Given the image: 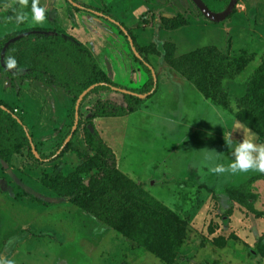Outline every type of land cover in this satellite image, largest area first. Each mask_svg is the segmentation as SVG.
<instances>
[{
    "label": "rangeland",
    "instance_id": "rangeland-1",
    "mask_svg": "<svg viewBox=\"0 0 264 264\" xmlns=\"http://www.w3.org/2000/svg\"><path fill=\"white\" fill-rule=\"evenodd\" d=\"M62 1L69 11L67 16L58 11L56 21L64 20L67 29L74 24V32L78 27L85 32L84 39L98 47L99 55L91 51L109 78L128 89L148 86V92L142 96L139 110L130 116L96 118L94 125L85 122L76 143L80 150L64 151L60 144H66L72 130L66 122L75 99L70 90L26 80L15 84L0 77V97L25 117L39 152L47 158L38 162L34 152L24 151L8 162L0 159V260L6 264H169L139 245L147 241L146 233L137 240H133L137 232L127 234L132 219L147 223L140 212L146 206L145 214L164 213L175 220L170 223L181 237L172 264H264V173L250 170L217 175L204 163L195 166L206 148L221 152L223 162H230L233 157L225 137L234 141L247 137L264 144V120L251 128L239 120L250 77L264 65V0H238L223 20L197 16L175 29L164 18L174 17L181 9L188 14L189 0L182 4L175 0L173 6L165 0H155L153 5L142 0ZM207 1L215 12H224L229 6L225 8L222 0ZM13 2L5 10L0 6V21L9 22L8 30L9 26L15 30L37 24L30 14H22L27 7L22 8L18 0L15 7ZM76 4L84 10H77ZM124 27L130 32L128 38L121 36V29L128 36ZM107 29L112 31L110 35L96 39V32ZM130 38L136 40L152 74L133 57ZM200 47L224 54L232 63L214 66L236 72L224 79L218 75L213 88L209 85L211 92L216 88L217 99L195 82L199 77L193 81L175 66L183 68L186 63L181 59ZM50 50L42 54L27 49L21 64L47 66L58 78L78 85L82 67L66 53ZM49 53H56L55 64H50ZM123 92L103 87L88 97L79 113L91 117L105 102L125 106ZM261 114L264 119V108ZM96 129L108 150L94 148L98 146L94 143ZM93 158L96 166L90 168ZM107 164H116L125 176L126 182L119 185L131 209L108 200L116 192L109 187L104 195L93 187L92 202L86 206L56 194L45 183L55 170L64 176L71 174L69 189L75 194L90 186L92 174L101 176L99 168ZM118 175L115 177L122 180ZM235 187L243 191H232ZM118 221H124V230L115 229Z\"/></svg>",
    "mask_w": 264,
    "mask_h": 264
},
{
    "label": "trees",
    "instance_id": "trees-1",
    "mask_svg": "<svg viewBox=\"0 0 264 264\" xmlns=\"http://www.w3.org/2000/svg\"><path fill=\"white\" fill-rule=\"evenodd\" d=\"M142 1H145L148 4L152 5L157 3V1L155 0ZM181 1L182 0H180V2ZM189 1L191 2L192 6H190L188 14H186V11H183L181 9L182 12L178 11V14L174 17H167L166 19L164 18V21L167 23L168 26L175 29L179 26H184L189 22V19L194 17H203L206 19L205 14L201 11L195 1ZM203 1L211 10H213L207 0ZM222 1L225 2V8L231 3V0ZM165 4L173 6L175 4V0H165ZM55 31H57L58 34L51 35L41 32H35L33 34H29L28 36L11 42L7 47L4 62H2L0 55V76L4 78V80L11 79L15 84V81L17 80H26L27 82L31 83L32 81L43 82L44 85H48L50 87L52 85L60 86L62 88H65L66 90H70V92L75 96L74 104L70 108L71 112L67 113L68 115L66 120V122H68L67 124H69L68 126L72 128V130L69 132L71 138L69 142H67L66 144L64 143L65 145L63 143L60 144L61 147L65 146L64 151H67L71 148L78 149L76 147V143L79 141L78 134L80 133L82 126L85 122H90L91 124H93V120L96 118H122L136 113L140 108V104L143 102V98L141 95H144L148 92V86H144L142 89H128L125 86H121L114 83L111 78H109V76L106 74V72L99 66L91 49L88 46L80 42L77 38L70 36L64 30L60 31L58 27ZM122 33L125 34L123 30ZM12 35L14 36V34ZM12 35L0 39V50H2L8 40L13 37ZM126 37L128 38V36ZM133 41L135 42V47L137 51L141 52L140 47L138 46V44H136L137 42L134 38ZM129 47L130 52L132 53L135 60L140 61L142 64H144L146 70L152 74V70L150 69L148 62H146V60H143V58H139L135 54L131 43ZM27 49H33L36 52H38L37 50H41L43 51L41 52L42 54H44L47 49H52L50 51L56 52L57 50L61 51L62 53H66L68 57L73 59L76 64H78L79 68L82 67L83 69L82 74H80L79 72V84L75 85L63 81L61 78H58L56 74L50 71L47 66L25 67L23 64H21L20 59L23 58V54L26 53ZM8 57H15V59L17 60V66L15 68L9 69L6 66V60ZM48 57L51 59L50 64L56 63V53L54 56L50 55L49 53ZM181 60L186 64L183 68L180 65H175L177 69H179V71H181V73L185 77L193 81L197 79V77H199L198 80H195V82L198 85L203 84L202 89H204V92L208 96L210 95L209 97L212 99H217V97L215 96L216 88H214L212 92L209 88V85H211V87L213 88V80H215V77L217 78V76L220 75L224 79L225 76L228 77V75L231 76L236 73L225 71L227 68L215 67V64H231L232 62L230 61L232 60H229L224 54L211 48H196V50L191 51V53L187 54V56H185ZM200 75H202L203 80H200ZM250 78L251 79L249 80V83L247 85V95L243 100V102H245V107L243 108L242 113L244 114H241V116H239V120L243 121L245 123L244 126H246L247 128L253 127L252 124H258L259 126L260 122L257 121H260V119L264 120L261 114V109L264 108V65L260 66L259 71L256 74H253ZM152 81L154 82V76L152 77ZM95 84L99 85L85 96L80 105V108H82L83 104L86 102V100L91 94L96 91H99L103 87L106 88L107 86L118 87L127 90V92H123V95L125 96L126 105H116L110 102H105L99 105L95 110L91 112V117H86L83 112H80L78 126L76 130H74L73 128L76 123V117L74 114L77 98H79V96H81L84 91H86L88 88ZM14 109L15 106L12 103L0 100V159L4 162H8L11 156L13 157L15 154H19V152L24 151H30L33 154L34 151L32 143H34L39 155L36 156L34 153L33 156L35 157V159L38 162H43L47 160V158H44L39 152L37 144L35 142V135L33 134L32 128L28 126L25 117H23L20 113H16ZM244 126L241 127L242 130L245 129ZM261 126L263 125L261 124ZM255 128L257 129V127ZM87 131L90 132L88 128ZM243 131L245 132V130ZM29 134L32 137V141L29 138ZM99 137L100 134L96 129V138L94 143L98 144V146H95L94 148L99 149L100 147H104V149L108 150L107 147L103 146V142L101 141L102 138ZM91 139L93 140V136H91ZM82 153L88 155L87 151L85 150H82ZM49 159L52 161L54 157L51 156L49 157ZM88 166H90V168L96 166L94 158L93 160H89ZM99 169H102V175L99 176V174H92L93 177L91 178L92 183L90 184V186L87 187V189H83L84 192L82 191V189L79 190L80 193L78 192V190H75V192H78V194H74L73 190L69 189L70 185L68 183V180H71V174L64 176V174L62 175V172L55 170L52 174L48 175L45 178V183L51 190L55 191L56 194L60 196L71 197V200L73 202H77L79 205L86 206H88L90 202H92L93 196L90 194V190H93V187H96L97 189L100 188L103 195L106 193L105 189L109 187L110 189H113L116 192L114 193L115 196L111 195L110 197H108V200L119 204L124 203L126 208L131 209L133 206L128 204L129 200H125L126 198L122 193L121 185H119L122 181H125L126 179L122 173H119L117 171L116 164H113V166L107 164L106 167H100ZM116 175L120 176V179L122 180L119 181V179L115 177ZM72 177H76V175L72 173ZM47 178L49 180H47ZM232 191H237L238 193H240L243 190L235 187L232 188ZM145 207L141 208L140 212L144 214L142 215V218H144L147 223L145 222V224L143 225V221L137 222L136 220L132 219L130 226L131 230L130 232L127 230V234L130 236L133 233L137 232L138 234L136 238L133 239L137 240L142 234L146 233V236L148 237L147 241L144 244L139 245L154 253L156 256L161 258V260L172 264L174 263V253L180 244L181 237L179 232L174 231L175 228L170 223L171 221L175 223V220L168 218L164 215V213H153L152 215L151 213L145 214L142 211L145 209ZM123 222L118 221L117 225L114 224L113 226L115 227V229L119 227L124 230V226L121 227Z\"/></svg>",
    "mask_w": 264,
    "mask_h": 264
},
{
    "label": "clouds",
    "instance_id": "clouds-1",
    "mask_svg": "<svg viewBox=\"0 0 264 264\" xmlns=\"http://www.w3.org/2000/svg\"><path fill=\"white\" fill-rule=\"evenodd\" d=\"M29 3H31L32 20L37 23L44 22L47 10L40 5L39 0H19L22 8L28 7ZM23 18L21 17V19ZM6 66L9 69L15 68L17 66L15 57H8ZM225 138L233 157L230 162L227 164L223 162L221 152L206 148L207 150L201 153L200 160L195 166H199V163H204L209 167L211 173L217 175L226 173L235 175L237 173H246L250 170L264 173V144H258L253 139L247 137L238 141ZM0 264H6V262L0 260Z\"/></svg>",
    "mask_w": 264,
    "mask_h": 264
},
{
    "label": "crops",
    "instance_id": "crops-1",
    "mask_svg": "<svg viewBox=\"0 0 264 264\" xmlns=\"http://www.w3.org/2000/svg\"><path fill=\"white\" fill-rule=\"evenodd\" d=\"M19 1V0H18ZM9 2H13L12 0H2V2L0 3L1 5L0 6H3V10H5V8H4V6L6 5V4H8ZM39 3H40V5L41 6H43L47 11H46V15H48V17H46V19H45V21L44 22H42V23H37V24H35L34 26H24L23 28H17V29H15V30H13V27H10L9 26V30H8V24H9V22H7V23H3V22H1L0 21V39H3V38H5L6 36H10V35H12V34H14V36L13 37H11L9 40H8V42L6 43V45L4 46V48L6 47V52H7V47L9 46V44L11 43V42H13V41H15V39L16 40H18V39H20V38H23V37H25V36H28L29 34H33V33H35V32H38V33H46V34H51V35H56V34H58V32L57 31H55L56 30V28L58 27V29L60 30V31H62V30H64L67 34H69L70 36H73V37H75V38H77L80 42H82L83 44H85L86 46H88L91 50H93L94 51V53L96 54V55H99V53H100V51H99V49H98V47L95 45V47L93 46L94 45V43L91 45V43L90 42H88V40H86V39H84V36H82V32H83V34H85V32L82 30V32L80 31V30H78V29H80L79 27H78V25H77V30H76V32H74L75 31V27H74V24H73V26L71 25V27H68V29H67V26H65V27H63V25H62V23H64V20H60L61 22L59 23L58 21H56V18H57V15L59 14L58 13V11H61L60 13H62V10H63V13L67 16V14H68V6H66L67 4H65V3H63V1L62 0H60V3H58V0H39ZM16 3H15V0H14V2H13V5L16 7V5L18 6L19 4H18V2H17V4L15 5ZM12 5V6H13ZM60 5V6H59ZM20 7V6H19ZM19 7L17 8V11L18 12H21V11H19ZM76 8H77V10H79V9H81V10H84V9H82L83 8V6H81V5H78V4H76V6H75ZM59 9H61V10H59ZM80 11V10H79ZM85 11H87V10H85ZM88 12H93L92 10L91 11H88ZM22 14H30L31 16H32V14H31V6H28L27 7V9L25 10V11H23L22 12ZM51 16V17H50ZM54 16V17H53ZM93 16H95V14L93 13ZM96 18H98L97 16H95ZM23 20V19H22ZM51 20V21H50ZM13 22V21H12ZM15 22V21H14ZM21 21H18V23H20ZM56 22V23H55ZM22 23H24V22H22ZM21 23V24H22ZM21 24H19L20 26H21ZM56 26H55V25ZM80 26V25H79ZM38 27V28H37ZM40 27V28H39ZM90 28V27H89ZM98 28H100L99 26H98ZM125 28V27H124ZM55 29V30H54ZM121 29V28H120ZM121 31H122V29H121ZM112 31L111 30H106V32H96L95 34H96V39H97V37H104V36H107V35H110V33H111ZM129 31L127 30V35H128V37L130 36L129 35V33H128ZM89 33V32H88ZM121 33V32H120ZM92 34V33H91ZM87 35H89V34H86V36ZM121 36H123V37H126L125 35H123V33H121ZM89 39H91V36L89 35V37H88ZM9 43V44H8ZM7 44H8V46H7ZM100 46H101V49H102V47H103V43L101 42L100 44H99ZM4 48H3V50H4ZM3 53V52H2ZM5 55H6V53H5ZM1 59H2V56H1ZM5 59V58H4ZM2 62H4V60L2 61ZM107 71V70H106ZM1 77V76H0ZM2 78V77H1ZM0 81H2V80H0ZM33 83H34V81H32ZM7 83V82H6ZM7 85H9V83H7L6 84V86ZM0 100H5L6 101V99L5 98H2V97H0ZM8 102V101H7Z\"/></svg>",
    "mask_w": 264,
    "mask_h": 264
},
{
    "label": "water",
    "instance_id": "water-1",
    "mask_svg": "<svg viewBox=\"0 0 264 264\" xmlns=\"http://www.w3.org/2000/svg\"><path fill=\"white\" fill-rule=\"evenodd\" d=\"M195 3L198 5V7L201 9V11L205 14V16H207L209 19H212V20H215V21H220V20H223L224 18H226L227 16H229V14L233 11L234 7L236 6L237 4V1L238 0H231V3L229 4L228 8L224 11V12H215L213 10H211L203 0H194ZM125 29V28H124ZM126 30V29H125ZM126 33H127V30H126ZM16 40V39H15ZM130 42H131V45H132V48L135 52V54L139 57V58H142V56L139 54V52L136 50L135 48V45H134V42L132 40V38H130ZM9 44V43H8ZM7 44V46H8ZM5 53H6V47L4 48L3 50V53H2V61L4 60L5 58ZM149 65V64H148ZM150 66V65H149ZM152 68V67H151ZM154 76H155V79L157 78L156 74L154 73ZM99 84H95L93 86H91L90 88H88L86 91H84L82 93V95L80 96L79 100H78V104H77V107H76V123H75V126H74V130H76L77 126H78V121H79V109H80V103L82 101V99L90 92L92 91L94 88H96ZM115 89L117 90H121V91H124V92H127V90H124V89H121V88H118V87H115ZM143 96V95H141ZM3 108H6V107H3ZM29 138L31 139L32 141V137L30 136L29 134ZM71 136L69 137V139L66 141L69 142ZM33 145V151L35 153L36 156H39L38 155V151L34 145V143H32Z\"/></svg>",
    "mask_w": 264,
    "mask_h": 264
}]
</instances>
